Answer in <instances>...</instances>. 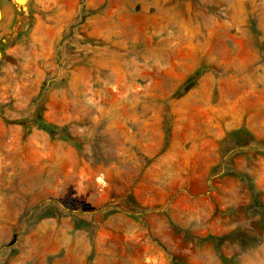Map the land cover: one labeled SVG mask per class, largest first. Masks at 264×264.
I'll return each instance as SVG.
<instances>
[{
    "label": "rangeland",
    "instance_id": "1",
    "mask_svg": "<svg viewBox=\"0 0 264 264\" xmlns=\"http://www.w3.org/2000/svg\"><path fill=\"white\" fill-rule=\"evenodd\" d=\"M222 255L264 264V0H0V264Z\"/></svg>",
    "mask_w": 264,
    "mask_h": 264
},
{
    "label": "trees",
    "instance_id": "2",
    "mask_svg": "<svg viewBox=\"0 0 264 264\" xmlns=\"http://www.w3.org/2000/svg\"><path fill=\"white\" fill-rule=\"evenodd\" d=\"M229 139L230 140H235V142L238 143L239 146H242L245 143H249L250 141L253 140L252 135L250 132L247 130V128L244 126L240 129L235 130L234 132L229 134ZM244 148V147H241ZM252 206L254 207H259L261 206V202L258 198V196L253 198ZM222 260L224 264H233L235 261L232 259H228L226 256L222 255Z\"/></svg>",
    "mask_w": 264,
    "mask_h": 264
}]
</instances>
